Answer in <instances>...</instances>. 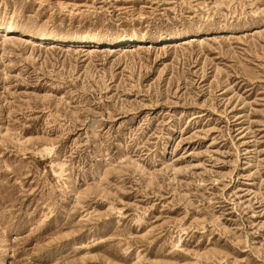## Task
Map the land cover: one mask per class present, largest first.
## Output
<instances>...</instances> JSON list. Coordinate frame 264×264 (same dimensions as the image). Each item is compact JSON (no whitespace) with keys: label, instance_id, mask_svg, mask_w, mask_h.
I'll return each mask as SVG.
<instances>
[{"label":"rangeland","instance_id":"374dc122","mask_svg":"<svg viewBox=\"0 0 264 264\" xmlns=\"http://www.w3.org/2000/svg\"><path fill=\"white\" fill-rule=\"evenodd\" d=\"M0 264H264V0H0Z\"/></svg>","mask_w":264,"mask_h":264},{"label":"bare ground","instance_id":"6f19581e","mask_svg":"<svg viewBox=\"0 0 264 264\" xmlns=\"http://www.w3.org/2000/svg\"><path fill=\"white\" fill-rule=\"evenodd\" d=\"M8 31H9V30H8ZM8 31H7V32H8ZM4 34H5V33H4ZM8 36H9V35H8ZM43 40H44V39H43ZM122 41H123V40H122Z\"/></svg>","mask_w":264,"mask_h":264}]
</instances>
